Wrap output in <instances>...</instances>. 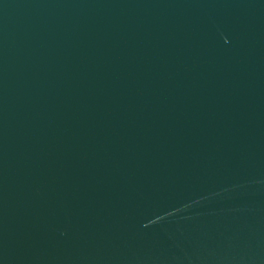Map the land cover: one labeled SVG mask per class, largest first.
<instances>
[{
	"label": "water",
	"instance_id": "obj_1",
	"mask_svg": "<svg viewBox=\"0 0 264 264\" xmlns=\"http://www.w3.org/2000/svg\"><path fill=\"white\" fill-rule=\"evenodd\" d=\"M0 264H264V0H0Z\"/></svg>",
	"mask_w": 264,
	"mask_h": 264
}]
</instances>
